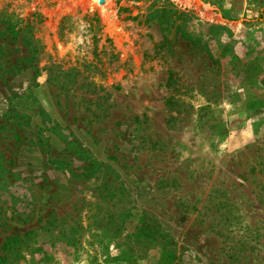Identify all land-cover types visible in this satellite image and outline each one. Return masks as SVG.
Returning <instances> with one entry per match:
<instances>
[{
  "label": "rangeland",
  "instance_id": "374dc122",
  "mask_svg": "<svg viewBox=\"0 0 264 264\" xmlns=\"http://www.w3.org/2000/svg\"><path fill=\"white\" fill-rule=\"evenodd\" d=\"M0 47L14 264H264V0H0Z\"/></svg>",
  "mask_w": 264,
  "mask_h": 264
},
{
  "label": "trees",
  "instance_id": "16d2710c",
  "mask_svg": "<svg viewBox=\"0 0 264 264\" xmlns=\"http://www.w3.org/2000/svg\"><path fill=\"white\" fill-rule=\"evenodd\" d=\"M135 2L141 1V0H134ZM216 3H213V5ZM121 11H125L124 9H119V13ZM166 14H169L167 17ZM177 13L173 11L172 9H169L167 7H153L152 11L149 12L147 17L145 18L144 22H151L154 21L157 23V26L159 28V31L161 32L163 39H167L170 29L174 27V23L170 25V18L176 15ZM131 20H136V17H129ZM175 34L174 39L177 38V32L179 33V37L182 40H185L189 42L190 44L194 42V39L187 37L184 33H182V28L180 26L175 27ZM178 30V31H177ZM11 31H14V28L11 29ZM32 45V41H29L27 43V46ZM1 49V47H0ZM36 52L35 47L32 45L30 49V53ZM205 54L210 57V53L208 51H205ZM171 77L168 78V84H170ZM15 219L16 218H11ZM17 220H20L17 218ZM35 231L36 229L27 230L23 234L18 235H10L7 237L4 242L2 243L1 249H0V264H14L15 261L19 260H25V254L30 253V246L31 243L34 242L35 238ZM30 255V254H29Z\"/></svg>",
  "mask_w": 264,
  "mask_h": 264
}]
</instances>
